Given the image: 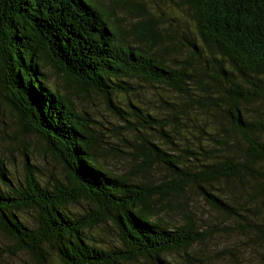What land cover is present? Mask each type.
<instances>
[{"label": "trees", "instance_id": "trees-1", "mask_svg": "<svg viewBox=\"0 0 264 264\" xmlns=\"http://www.w3.org/2000/svg\"><path fill=\"white\" fill-rule=\"evenodd\" d=\"M126 3L140 17L129 31L100 0H0V96L61 171L42 183L24 154V180L13 184L0 161V231L12 254L32 264L194 260L208 235L185 205L191 191L264 248V0H175L192 27L167 35L144 5ZM46 66L64 89L48 86ZM146 85L160 89L159 106L141 100ZM75 95L102 100L143 140L138 164L115 172L100 161L113 144ZM154 166L166 182L153 183Z\"/></svg>", "mask_w": 264, "mask_h": 264}, {"label": "rangeland", "instance_id": "rangeland-1", "mask_svg": "<svg viewBox=\"0 0 264 264\" xmlns=\"http://www.w3.org/2000/svg\"><path fill=\"white\" fill-rule=\"evenodd\" d=\"M105 6H110L116 14L121 27L127 31L131 30L133 24L140 20V17H135L128 12L129 6L126 2L137 3L144 5L146 11L158 19L159 29L164 35L169 34V31H182L183 29L191 28L190 21H185L177 11L175 0H100ZM162 16V17H161ZM182 18V19H181ZM169 58L177 57L179 53L170 52ZM44 72L47 75V84L54 89H64L66 84L61 75L53 68L46 66ZM160 92L158 88H151V85H146V98L140 97L145 103L155 104L159 106L158 97L156 94ZM163 95V94H162ZM0 161L3 163V168L8 172V177L11 183L24 180V163L27 160L34 164L39 170L38 178L40 182L49 181L50 176H59L60 169L56 166L50 154L45 151L44 143L38 136L27 135L21 133L19 126L16 123L15 116L10 108L3 103V98L0 96ZM166 98V95L162 96ZM75 102L80 108L89 110L91 116L102 123L103 128L100 129L102 139L105 142L113 144V148L103 149V153L99 152L100 161L107 168L115 172L125 171L140 162L142 158L141 146L143 140L134 136L130 131L123 129L124 122L114 116L111 111L105 106L102 100L92 97L86 99L75 95ZM130 100L135 101V98ZM149 107L150 104H147ZM159 111V110H158ZM20 132V133H19ZM123 137L128 143L120 144L117 139ZM121 135V136H120ZM104 147H110L109 144H103ZM113 149V150H111ZM115 149L120 150V153ZM26 154V156L24 155ZM153 183L160 185L168 179L166 173L161 168L154 166L150 171ZM185 200V205L189 207L195 214L199 222V232H204L208 235L201 246L197 244L192 247V256L194 260H189L186 257L169 255L171 260H177L176 264H264V248L259 241H255L249 236L252 234L245 233V228L242 226L236 227L230 217H226L212 210L200 197L192 191ZM85 204V203H84ZM86 207V205H83ZM73 211H81L82 207L73 205ZM188 208V209H189ZM179 213V212H178ZM19 215L26 222L33 221V212L23 211ZM173 216V215H172ZM178 215H174V223H180ZM172 223V222H171ZM233 223V224H232ZM95 239H102L107 242L105 236L100 229L92 231ZM13 242L0 231V264H32L30 256L25 252H16L12 254ZM11 252V253H10ZM182 253V252H181ZM183 256V255H182ZM50 264H58L52 260Z\"/></svg>", "mask_w": 264, "mask_h": 264}]
</instances>
